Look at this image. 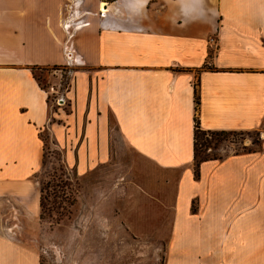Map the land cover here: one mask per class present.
I'll return each mask as SVG.
<instances>
[{"label": "crops", "instance_id": "0c3cea01", "mask_svg": "<svg viewBox=\"0 0 264 264\" xmlns=\"http://www.w3.org/2000/svg\"><path fill=\"white\" fill-rule=\"evenodd\" d=\"M58 68L55 111L35 71ZM195 116L260 145L195 177ZM44 133L66 166L102 165L118 143L158 181L176 175L162 264H264V0H0V264H39L4 220L39 212Z\"/></svg>", "mask_w": 264, "mask_h": 264}, {"label": "rangeland", "instance_id": "374dc122", "mask_svg": "<svg viewBox=\"0 0 264 264\" xmlns=\"http://www.w3.org/2000/svg\"><path fill=\"white\" fill-rule=\"evenodd\" d=\"M53 70L35 71V77L55 110L62 105L60 93L70 73L67 68ZM213 133L198 136L199 157L221 159L260 145L258 132ZM41 139L42 164L33 179L40 192L39 212L35 217L16 208L4 220L13 224L7 229L14 228L24 246L37 252L39 264H162L176 175L158 181L155 168L118 143L102 165L66 166L50 137L44 133Z\"/></svg>", "mask_w": 264, "mask_h": 264}, {"label": "trees", "instance_id": "16d2710c", "mask_svg": "<svg viewBox=\"0 0 264 264\" xmlns=\"http://www.w3.org/2000/svg\"><path fill=\"white\" fill-rule=\"evenodd\" d=\"M198 97H196V94H195V110L197 111V107H198ZM203 133H205L204 131H201L200 130V127H199V123H198V120H197V117L195 116L194 117V134H193V139H194V143H193V157H194V171H195V177L198 176V167H199V164L203 161H207V160H214L215 158H208V157H199L200 155V152L198 151V136L200 134L203 135ZM207 133H210L209 131ZM215 136H218V135H225L227 134V132H216V133H213ZM245 150H248L249 149H245Z\"/></svg>", "mask_w": 264, "mask_h": 264}, {"label": "built area", "instance_id": "2783aa9c", "mask_svg": "<svg viewBox=\"0 0 264 264\" xmlns=\"http://www.w3.org/2000/svg\"><path fill=\"white\" fill-rule=\"evenodd\" d=\"M101 13L103 14L104 12L101 11ZM84 25H87V24H84ZM71 56H72V55H71L70 52H67V53L65 54V58H66V60H67L68 62H72V57H71Z\"/></svg>", "mask_w": 264, "mask_h": 264}, {"label": "bare ground", "instance_id": "6f19581e", "mask_svg": "<svg viewBox=\"0 0 264 264\" xmlns=\"http://www.w3.org/2000/svg\"><path fill=\"white\" fill-rule=\"evenodd\" d=\"M105 8H106V4H105V3H101V4H100V9H101V11L104 12V13L106 12V9H105Z\"/></svg>", "mask_w": 264, "mask_h": 264}]
</instances>
